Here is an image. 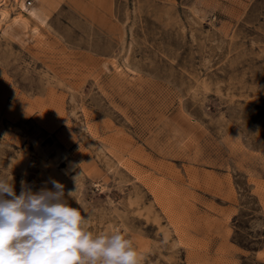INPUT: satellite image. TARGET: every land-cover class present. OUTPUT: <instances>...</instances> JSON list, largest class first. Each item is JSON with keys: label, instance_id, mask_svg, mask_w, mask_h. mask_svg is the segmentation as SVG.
Returning a JSON list of instances; mask_svg holds the SVG:
<instances>
[{"label": "rangeland", "instance_id": "374dc122", "mask_svg": "<svg viewBox=\"0 0 264 264\" xmlns=\"http://www.w3.org/2000/svg\"><path fill=\"white\" fill-rule=\"evenodd\" d=\"M0 177L141 264H264V0H0Z\"/></svg>", "mask_w": 264, "mask_h": 264}, {"label": "clouds", "instance_id": "9594fccd", "mask_svg": "<svg viewBox=\"0 0 264 264\" xmlns=\"http://www.w3.org/2000/svg\"><path fill=\"white\" fill-rule=\"evenodd\" d=\"M49 182L34 192L22 180L17 195L0 177V264H141L130 238L120 230L94 235L64 185Z\"/></svg>", "mask_w": 264, "mask_h": 264}, {"label": "bare ground", "instance_id": "6f19581e", "mask_svg": "<svg viewBox=\"0 0 264 264\" xmlns=\"http://www.w3.org/2000/svg\"><path fill=\"white\" fill-rule=\"evenodd\" d=\"M3 14L1 13V16H2Z\"/></svg>", "mask_w": 264, "mask_h": 264}]
</instances>
